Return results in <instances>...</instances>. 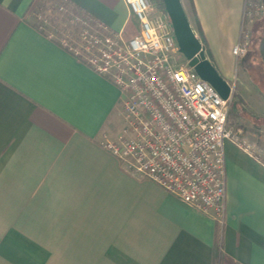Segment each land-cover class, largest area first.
Wrapping results in <instances>:
<instances>
[{
    "label": "crops",
    "instance_id": "obj_1",
    "mask_svg": "<svg viewBox=\"0 0 264 264\" xmlns=\"http://www.w3.org/2000/svg\"><path fill=\"white\" fill-rule=\"evenodd\" d=\"M43 1L0 0V264H264V125L236 115L253 153L226 142L220 224L102 144L124 127V93L35 26ZM68 1L112 30L134 20L127 32L138 31L123 0ZM193 2L231 82L244 0ZM182 3L195 23L191 0ZM253 107L264 112V101Z\"/></svg>",
    "mask_w": 264,
    "mask_h": 264
},
{
    "label": "built area",
    "instance_id": "obj_2",
    "mask_svg": "<svg viewBox=\"0 0 264 264\" xmlns=\"http://www.w3.org/2000/svg\"><path fill=\"white\" fill-rule=\"evenodd\" d=\"M123 1L139 21L129 38L68 0L37 12L35 6L31 15L39 30L109 76L124 93V127L102 144L131 172L188 204L213 210L222 224L226 142L253 153L241 130L229 125L234 87L223 98L201 78L180 52L170 18L153 0ZM263 16V0H244L240 35L232 49L237 61L248 53L253 25Z\"/></svg>",
    "mask_w": 264,
    "mask_h": 264
},
{
    "label": "rangeland",
    "instance_id": "obj_3",
    "mask_svg": "<svg viewBox=\"0 0 264 264\" xmlns=\"http://www.w3.org/2000/svg\"><path fill=\"white\" fill-rule=\"evenodd\" d=\"M57 1L59 0H44L39 5H37L34 11L35 12L39 11L43 5L52 6V4H55ZM187 11L189 13V16L191 17L193 29H195L194 19L188 6H187ZM61 28H67V27L63 25L61 26ZM134 29H136V25L134 20H131L129 21L127 30L125 29V32L123 31L124 36L126 38H129L131 34L134 32H127V31ZM263 33H264V16L257 20V23L252 29V38H251V45L249 51L243 58L237 61L239 67V70L237 72L238 74H236L233 80L229 82L234 87V99L229 114L230 116L229 125L237 130H241V129L245 130V126L243 124H245L246 122L247 124H249V122L250 124H253L254 122L256 125L259 126L264 125L263 110H257V108L253 107L255 103L257 104L262 100L264 101V61L259 52V41ZM244 90L247 98L251 101L249 110H246L244 108L245 102L240 96V93ZM231 115H233V118L231 117ZM236 115H240L241 117H243L244 115L243 119L241 120V123L243 124L236 122L237 120ZM258 134L259 135L257 138L260 141L262 140L264 141V137H263L264 134L263 133L262 134L258 133Z\"/></svg>",
    "mask_w": 264,
    "mask_h": 264
},
{
    "label": "water",
    "instance_id": "obj_4",
    "mask_svg": "<svg viewBox=\"0 0 264 264\" xmlns=\"http://www.w3.org/2000/svg\"><path fill=\"white\" fill-rule=\"evenodd\" d=\"M163 2L173 24L180 52L202 79L209 82L223 98H228L232 86L207 57L203 43L193 29L182 0H163Z\"/></svg>",
    "mask_w": 264,
    "mask_h": 264
},
{
    "label": "trees",
    "instance_id": "obj_5",
    "mask_svg": "<svg viewBox=\"0 0 264 264\" xmlns=\"http://www.w3.org/2000/svg\"><path fill=\"white\" fill-rule=\"evenodd\" d=\"M154 3L157 5V7L162 11L164 12L165 14L166 13V10H165V5H164V2L163 0H153ZM191 6H192V10L194 12V15H195V25H196V28H197V31L199 33V35L201 36V39L203 41V46H204V49H205V52H206V55L207 57L211 60V62L213 61V56L211 54V51L210 49L206 46V42H205V39L203 37V31H202V27H201V24L197 18V15H196V11H195V6H194V2L193 0H191ZM168 16V15H167ZM259 52H260V55L264 61V33L263 35L260 37V41H259ZM213 65L215 66L214 64V61L212 62Z\"/></svg>",
    "mask_w": 264,
    "mask_h": 264
}]
</instances>
